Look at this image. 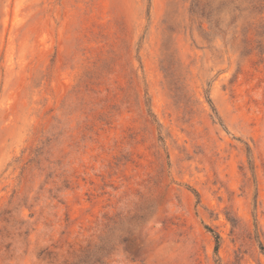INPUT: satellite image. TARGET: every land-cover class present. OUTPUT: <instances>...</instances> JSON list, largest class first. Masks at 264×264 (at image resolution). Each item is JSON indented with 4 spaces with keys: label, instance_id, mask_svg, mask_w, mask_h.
<instances>
[{
    "label": "rangeland",
    "instance_id": "1",
    "mask_svg": "<svg viewBox=\"0 0 264 264\" xmlns=\"http://www.w3.org/2000/svg\"><path fill=\"white\" fill-rule=\"evenodd\" d=\"M262 246L264 0H0V264Z\"/></svg>",
    "mask_w": 264,
    "mask_h": 264
},
{
    "label": "trees",
    "instance_id": "2",
    "mask_svg": "<svg viewBox=\"0 0 264 264\" xmlns=\"http://www.w3.org/2000/svg\"><path fill=\"white\" fill-rule=\"evenodd\" d=\"M198 195V194H197ZM209 228V230L211 231V232H215L213 229H211L210 227H208ZM215 234V238H216V246H215V253H217L218 252V249H219V245H220V235L218 234V233H214ZM262 249L264 250V246H262ZM88 264V263H81V261H79V262H73L72 264ZM90 264V263H89Z\"/></svg>",
    "mask_w": 264,
    "mask_h": 264
}]
</instances>
